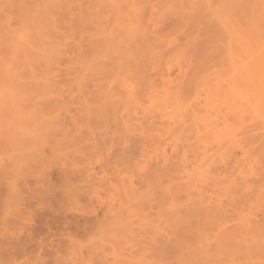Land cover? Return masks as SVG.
Here are the masks:
<instances>
[{"label":"rangeland","instance_id":"1","mask_svg":"<svg viewBox=\"0 0 264 264\" xmlns=\"http://www.w3.org/2000/svg\"><path fill=\"white\" fill-rule=\"evenodd\" d=\"M36 156L58 264H171L201 202L193 259L222 222L211 264H264V0H0V165Z\"/></svg>","mask_w":264,"mask_h":264},{"label":"bare ground","instance_id":"2","mask_svg":"<svg viewBox=\"0 0 264 264\" xmlns=\"http://www.w3.org/2000/svg\"><path fill=\"white\" fill-rule=\"evenodd\" d=\"M135 46V45H134ZM133 45H130L129 47L130 48H132V50H133V47H134ZM128 50V49H127ZM130 50V49H129ZM127 52V51H126ZM130 52V51H129ZM42 156H43V154H42ZM37 157V156H36ZM32 158V159H29V160H27V161H25L23 164H22V166H21V164L19 163V164H16L15 166H12L11 167V169L10 170H6V166H4V165H0V181H2L0 184H2L3 182H5V184H4V186H5V194L3 195L1 192V194L5 197V199H4V197H1V198H3V199H1L0 198V264H47V262L48 263H52V262H49L50 260L48 259H46V257L45 258H43L42 256L44 255H48L49 256V254H50V252H51V248H47V247H45V246H47L48 244H45L46 243V241H45V238L47 237L48 239L51 237L52 239H50V241H47V243L49 242L50 244H51V246L54 244L56 247H55V249H53L52 251V253H54L55 254V256H54V258L53 259H51L52 261H53V263L52 264H58L57 263V257H58V251L60 250V247L62 246V243H65L67 240H69L68 239V237H69V235L71 234H69V232H67V228H70L71 226H73L74 227V229L75 230H79V228H80V224L76 221L77 219L76 218H74V219H76L75 221L76 222H74V223H72L71 224V222L69 221V223H70V225H69V223H67L66 221H65V219L63 220L64 222V224H62V223H60V225H59V222L60 221H62V220H60V221H58L57 220V212H55L56 210H54V212L57 214L56 215V217H55V214L53 215V210L50 208V205H51V201L53 202V203H55L54 204V206L56 205V203H57V206L58 207H60V205H61V201H59V200H56V198L54 197L51 201L50 200H47V199H45V200H47V201H45L44 200V198L42 199V198H40L39 197V195L41 196V197H43L41 194H43L45 191H42L41 192V190L39 189V188H37L38 190H35V192H39V193H41V194H39L38 192H37V194H39V195H36L37 196V199L36 198H34L35 197V193L33 192V191H31L32 192V195L34 196H31V197H33L32 199L29 197L30 196V194H29V196L27 197L26 195H28V193L27 194H25V197L27 198H23L22 197V192L21 193H16V190H14V189H17L18 187H21L22 188V190H23V187L22 186H18L17 188H16V178L18 177V175H20V173L21 172H24L25 173V171H26V173L23 175V173H22V176H19V177H22L23 179H25L26 178V176L28 177L29 176V173L30 174H33L34 176L36 175V173H32V172H28V170L29 169H31L32 167H33V165L35 164H38V162H40L39 160L42 158L41 157V152H40V157L41 158H39V157H37V158ZM39 158V159H38ZM44 160V159H43ZM43 160H41V161H43ZM41 163V162H40ZM35 167V166H34ZM19 168H23V170L21 171V169H19ZM26 169H28V170H26ZM17 170H19V172L20 173H18V171ZM25 170V171H24ZM36 172V171H35ZM60 172V171H59ZM64 171H63V169L61 170V173H62V176H63V178H64V176L66 177V176H68V175H66L67 173L68 174H70V176H72V172L71 173H69L68 171H66V174L64 175V173H63ZM74 173H75V171H74ZM73 173V174H74ZM75 175H77V174H75ZM74 176V175H73ZM72 176V177H73ZM31 178H33L32 176H30ZM40 177H41V175H37V179H39L40 180ZM75 177V176H74ZM58 179H59V177H57ZM69 178V177H68ZM76 178V177H75ZM78 178V177H77ZM27 179V178H26ZM28 179H30V178H28ZM65 179V178H64ZM31 180V179H30ZM32 180H34V179H32ZM37 182H39V181H37ZM62 182V181H61ZM75 183V182H74ZM18 184V183H17ZM31 184V183H30ZM41 184V183H40ZM43 185H44V182H43ZM42 185V186H43ZM2 186H3V184H2ZM1 186V187H2ZM37 186V185H36ZM33 187H35L34 185H33ZM38 187V186H37ZM44 187H45V185H44ZM21 188H18L17 190H19V191H22V190H20ZM1 189V188H0ZM3 189V188H2ZM34 189V188H33ZM42 190L44 189V188H41ZM40 190V191H39ZM26 191H28V190H26ZM23 192H24V190H23ZM30 192V191H29ZM47 192H49L48 191V189H47ZM51 192V191H50ZM61 192V191H60ZM17 194V195H16ZM16 195V196H15ZM45 195H46V192H45ZM52 196H53V193L51 194ZM50 195V196H51ZM55 195V194H54ZM63 195V194H62ZM39 197V198H38ZM45 197V196H44ZM62 197V196H61ZM31 200V202L29 203V200ZM55 199V200H54ZM28 201V202H27ZM205 202V201H204ZM58 203H59V205H58ZM198 203V202H197ZM200 203V202H199ZM202 204V206H204V203L203 202H201ZM31 205L32 206H34L33 207V209L31 208ZM200 205V206H201ZM219 205V204H218ZM202 206H201V210H202ZM221 206V205H220ZM192 207H194L193 205H192ZM190 208V206H189V208L190 209H193V208ZM29 208H31L32 210H30ZM188 208V207H187ZM199 208V206L197 207V205H196V209L194 208V210H190V211H193L192 213H194V212H197V211H199V210H197ZM212 208H215V209H217L216 207H212ZM221 208H222V206H221ZM220 208V209H221ZM226 208V207H225ZM185 209V208H184ZM203 209H204V207H203ZM205 209H207V210H204V211H207V212H205V213H208V209H210V212H211V207L210 208H205ZM214 209V210H215ZM219 209V208H218ZM219 209V210H220ZM52 210V211H51ZM187 210V209H186ZM189 210H188V214L189 215H187L185 212H187V211H185V212H183L182 213V216H181V218L180 219H178V220H181V219H183V220H185V221H183V220H181L180 222H182V223H185V222H189L190 221V223H188V229L187 230H185V229H182V225H181V227H180V229H182V230H184L185 232H186V235L184 234V232L182 233V230H181V232L180 231H174L173 232V235L172 234H169L168 235V237L169 236H171V238H173L172 236H174V241H175V243H177V242H179V240H180V242H179V246H177L178 245V243L177 244H175L174 243V241L171 239H169V238H167L168 239V241L167 242H169V243H172L171 245H172V247H170V245H169V243H167L166 245H163L162 247H160V248H158V249H156V252L158 253L157 254V256L159 257V260L160 259H162V260H164V261H171L170 263L171 264H211V263H214V262H217L218 261V258H220L219 257V255L221 254V251H222V247H223V244H222V242L220 241H217V239L218 238H220L221 237V235L222 234H225V233H228L227 232V227H229V226H224L225 224H223L222 222L220 223L219 222V225H218V227L215 229V230H213L212 232L211 231H209L210 233L208 234L209 235V237H208V235L207 236H205V237H208V238H202L199 242H198V245H200V247L202 246V243H203V241L206 239V240H209L210 241V239H212V238H210L211 236L210 235H212V237L214 238V240L212 241L213 242V245H211V244H208L207 246H210V248H209V252L208 253H210L211 251H213V252H211V253H213L212 255H211V253H210V256H207L206 258H203L202 256L204 255V254H202V250H199V253H200V255H202L201 257H200V259H193L194 258V255H196L195 253L196 252H192L193 253V258L191 257V251H190V248H189V245L187 246H185V243L187 244L188 242H187V240L186 239H189L188 241H189V243H190V246L191 245H193V240H194V238H193V235H196L197 233H192L193 232V230L195 231V232H198L199 230H197L198 229V227H200V228H203V229H205L204 227H202V225L200 226V224L202 223H204V222H202V219H204V221H205V219H206V221L207 220H209V219H213L214 218V216L212 215V217L213 218H210L211 217V214L214 212V210H213V212L210 214V217H208L209 216V214H205V216H204V212H203V210L201 211L202 212V214L199 212V214L198 213H194V214H197V215H195L196 216V218L194 217V219H193V217L192 216H194V214L191 216L190 215V212H189ZM218 210V211H219ZM222 211H223V213L225 212L223 209H221ZM226 210V209H225ZM58 211V210H57ZM61 211V210H60ZM209 212V213H210ZM217 212V211H216ZM215 212V213H216ZM217 213H219V212H217ZM222 213V212H221ZM221 213H220V215H221ZM226 213V212H225ZM63 214V213H62ZM60 215V214H59ZM64 215V214H63ZM62 215V216H63ZM183 215H184V218H183ZM186 215V216H185ZM203 215V216H202ZM215 215V214H214ZM219 215V216H220ZM188 216H189V218H188ZM199 216V217H198ZM223 216H224V214H223ZM55 217V218H54ZM65 217V215L63 216V218ZM216 217H218V216H216ZM34 218H38V220L37 221H39L40 223H39V225L37 226V227H35V225H32V224H35V223H33L34 222ZM61 218V217H60ZM62 218V219H63ZM193 219V220H195V219H199V221H198V219L196 220L198 223H199V226L197 227V225H194V224H197L196 223V221H195V223L194 224H192V222H193V220H192V222H191V220H189V219ZM200 218H201V220H200ZM208 218V219H207ZM73 219V220H74ZM186 219H188V220H186ZM217 219L218 218H216V219H214V220H212V221H217ZM220 219H221V217H220ZM36 220V219H35ZM177 220V222H179ZM175 221V220H174ZM173 221V222H174ZM205 221V222H206ZM209 222V221H208ZM211 222V221H210ZM174 223H176V221L174 222ZM187 223H185V225H184V227L183 228H185V226H187L186 224ZM227 223V222H226ZM62 224V225H61ZM192 224V226H190V225ZM222 224H223V226H222ZM173 225H175V224H172V225H170V227L171 226H173ZM177 225H179L180 226V224H177ZM195 227H194V226ZM203 226H205V225H203ZM209 225H208V223H207V227H208ZM222 226V227H221ZM235 226V225H234ZM36 228L35 230V232H33V233H31L30 231H28L29 229H31V228ZM175 227H176V225H175ZM175 227H172L173 229L175 228ZM197 227V228H196ZM206 227V226H205ZM224 227V228H223ZM226 227V228H225ZM60 228V229H59ZM171 228V229H172ZM191 228H192V230H191ZM194 228V229H193ZM196 228V229H195ZM199 228V229H200ZM221 228V230L219 231V229ZM235 228H236V226L233 228V229H229L230 231H232L233 233H234V231H235ZM52 229H53V232H52ZM179 229V230H180ZM203 229H200V230H202L203 231ZM211 229V228H210ZM174 230H176V228L174 229ZM208 230H209V228H208ZM228 230V231H229ZM46 232L44 235H42V237L40 236V234H41V232ZM58 231H63L64 232V238L63 237H59V235L61 236V234H57V236L60 238V240H58V243H56V240L57 239H59L58 237H53V236H56V233L58 232ZM69 231V230H68ZM219 231V232H218ZM52 232V233H51ZM168 232H170V233H172V231H168ZM175 232H177V233H175ZM180 232V233H179ZM199 232H201V231H199ZM204 232V231H203ZM203 232H201L202 233V236H204L203 235ZM218 232V234H216V233ZM182 233V236L180 237V235L179 234H181ZM201 233H198L199 234V236H201ZM206 233V232H205ZM204 233V234H205ZM213 233H214V235H213ZM168 234V233H167ZM167 234L165 235V236H167ZM191 234H193V235H191ZM197 234V235H198ZM51 235V236H50ZM53 235V236H52ZM177 235V236H176ZM179 235V236H178ZM185 237H184V236ZM220 236V237H219ZM223 236V235H222ZM40 237V238H39ZM183 237H184V239H183ZM195 238H196V236H194ZM62 238V239H61ZM70 238V237H69ZM186 238V239H185ZM53 239H56V240H54L53 241ZM63 239H64V241H63ZM166 239V240H167ZM179 239V240H178ZM186 240V241H185ZM203 240V241H202ZM61 241H63V242H61ZM172 241V242H171ZM202 241V242H201ZM54 242V243H53ZM201 242V243H200ZM188 243V244H189ZM173 244H175V245H173ZM64 245V244H63ZM35 246V247H34ZM175 246V247H174ZM44 247L46 248V249H48V250H46L45 251V249H44ZM59 247V248H58ZM192 247V246H191ZM54 248V247H53ZM188 248H189V250H188ZM205 248H206V246H205ZM211 248H213V249H211ZM55 250V251H54ZM186 250H188L187 252H185ZM205 250V249H204ZM203 253H204V251H203ZM197 254H198V251H197ZM171 255V256H170ZM48 256H47V258H48ZM196 257V256H195ZM205 257V256H204ZM50 258V257H49ZM175 258H178V260H175L174 261V259ZM179 258H182V261H181V259H179ZM202 258V259H201ZM31 259H32V261H31ZM45 260H47V262L45 261ZM179 260H180V262H182V263H179ZM202 261V262H201ZM163 263V262H162Z\"/></svg>","mask_w":264,"mask_h":264}]
</instances>
